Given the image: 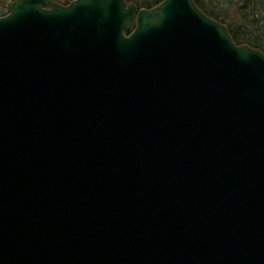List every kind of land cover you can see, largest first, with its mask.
<instances>
[{"label":"water","instance_id":"obj_1","mask_svg":"<svg viewBox=\"0 0 264 264\" xmlns=\"http://www.w3.org/2000/svg\"><path fill=\"white\" fill-rule=\"evenodd\" d=\"M0 264H264V54L193 0H15Z\"/></svg>","mask_w":264,"mask_h":264},{"label":"trees","instance_id":"obj_2","mask_svg":"<svg viewBox=\"0 0 264 264\" xmlns=\"http://www.w3.org/2000/svg\"><path fill=\"white\" fill-rule=\"evenodd\" d=\"M68 5L72 0H53ZM165 0H130L141 10H150ZM207 17L226 25L232 41L264 54V0H193ZM9 1L2 0L0 17L5 16Z\"/></svg>","mask_w":264,"mask_h":264},{"label":"rangeland","instance_id":"obj_3","mask_svg":"<svg viewBox=\"0 0 264 264\" xmlns=\"http://www.w3.org/2000/svg\"><path fill=\"white\" fill-rule=\"evenodd\" d=\"M5 1H9V4H8V7L7 9L3 10L5 11V15H7L9 13V7L10 5L15 1V0H5ZM132 2H130V0H126V4H131ZM134 4V3H133ZM1 6H2V0H0V9H1ZM226 26V25H225ZM134 27H135V23H134Z\"/></svg>","mask_w":264,"mask_h":264},{"label":"flooded vegetation","instance_id":"obj_4","mask_svg":"<svg viewBox=\"0 0 264 264\" xmlns=\"http://www.w3.org/2000/svg\"><path fill=\"white\" fill-rule=\"evenodd\" d=\"M133 28H134V25H133Z\"/></svg>","mask_w":264,"mask_h":264}]
</instances>
